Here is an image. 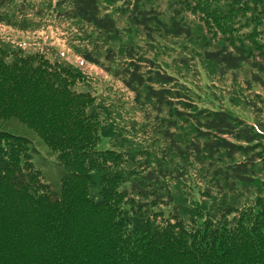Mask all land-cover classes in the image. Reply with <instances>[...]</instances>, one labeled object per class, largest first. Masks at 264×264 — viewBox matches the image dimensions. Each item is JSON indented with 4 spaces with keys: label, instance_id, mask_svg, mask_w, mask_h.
Returning <instances> with one entry per match:
<instances>
[{
    "label": "trees",
    "instance_id": "1",
    "mask_svg": "<svg viewBox=\"0 0 264 264\" xmlns=\"http://www.w3.org/2000/svg\"><path fill=\"white\" fill-rule=\"evenodd\" d=\"M6 1L0 0V7ZM176 1L217 36L219 46L203 50L206 61L220 70L244 61L264 69V0ZM128 7L129 20L148 34L155 27L191 34L175 16L164 24L153 8L137 1ZM61 13L105 33L119 31L111 16L98 15L97 0H70ZM18 15V22L7 16L4 24L37 25ZM36 53L0 35V264H264V177L257 176L264 171L262 123L250 124L223 108L196 106L182 86L173 85L172 75L127 48L113 74L132 92L131 100L166 106L169 125L189 121L193 135L184 144L162 130L175 151L218 160L219 194L182 202L166 185L162 166L146 169L137 160L132 166V158L120 150L96 147L98 138L121 132L114 114L101 99L95 102L89 92L72 87L86 77L76 66L52 63L47 70L46 58ZM83 58L96 63L87 53ZM252 79L260 81L264 93V81L256 74ZM8 120L25 126L54 153L57 186L33 164L27 134L3 127ZM220 152L230 161L219 165ZM237 155L242 158L235 160ZM238 183L255 191L240 206L226 199Z\"/></svg>",
    "mask_w": 264,
    "mask_h": 264
},
{
    "label": "rangeland",
    "instance_id": "2",
    "mask_svg": "<svg viewBox=\"0 0 264 264\" xmlns=\"http://www.w3.org/2000/svg\"><path fill=\"white\" fill-rule=\"evenodd\" d=\"M19 1L7 0L0 7V14L3 16L0 20V35L10 37L24 52L33 53L35 56L39 55L36 52H41V60L44 56L48 62L47 70L54 67L52 63L64 65L67 62L86 75L83 79L77 78L72 87L89 92L95 102L102 100L111 110L110 113L114 114L113 124L121 128L117 135L98 138L97 148L112 147L120 150L121 156L132 158V166H135L136 160L140 167L145 165L146 169L158 171V166H162L166 169L163 171L166 173V185L174 192H179L182 202L196 203L205 194H219V183L215 174L218 160L209 157L199 159L192 152L175 151L169 145L168 137L162 133L163 128H166L173 136L180 137L174 140L184 144L193 135L188 126L189 121L176 119L175 125H169L168 120L172 117L166 106L161 105L158 108L151 102L134 103L131 100L132 92L124 88L113 71L126 59L125 50L130 47L140 56L152 60L154 67L172 75L173 85L182 86L185 95L196 106L223 108L250 124L256 122L264 125L262 84L252 79L253 74H256L264 81V69H257L244 61L236 68L220 70L206 61L203 50L219 46L216 42L217 36L192 11L178 8L176 0H97L98 15L111 16L119 29L117 33H105L89 22L63 16L61 12L69 7L70 0H26L20 11L15 12ZM135 1L142 8L150 7L158 11L159 19L164 24H168L172 16H175L179 22L190 26L191 34L185 36L166 33L162 27H155L148 34L141 25L129 20L128 4ZM18 14H26L37 25L22 29L12 24H4L7 16L11 21L18 22ZM148 23L155 25L152 21ZM240 28L246 32L248 30L246 27ZM86 53L96 63L85 60L83 54ZM2 125L15 126L20 132L27 134V148L33 164L41 168L45 178L57 186L60 167L54 153L16 120L3 121ZM183 133L186 138L180 136ZM219 155L222 158L219 165L230 161L225 153L220 152ZM240 158L241 155L234 156L235 160ZM257 176L264 177V171H259ZM159 189L162 190L161 185ZM254 193L252 186L238 183L233 191H227L226 199H234L233 204L240 206ZM153 195L157 197L155 193ZM160 207L171 208V204H160Z\"/></svg>",
    "mask_w": 264,
    "mask_h": 264
}]
</instances>
